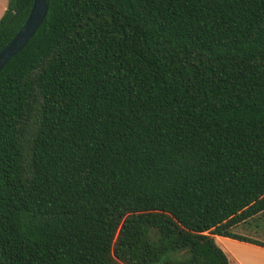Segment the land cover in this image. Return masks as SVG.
Returning a JSON list of instances; mask_svg holds the SVG:
<instances>
[{
	"label": "trees",
	"instance_id": "1",
	"mask_svg": "<svg viewBox=\"0 0 264 264\" xmlns=\"http://www.w3.org/2000/svg\"><path fill=\"white\" fill-rule=\"evenodd\" d=\"M261 213L264 0H49L0 70V264H229Z\"/></svg>",
	"mask_w": 264,
	"mask_h": 264
},
{
	"label": "water",
	"instance_id": "2",
	"mask_svg": "<svg viewBox=\"0 0 264 264\" xmlns=\"http://www.w3.org/2000/svg\"><path fill=\"white\" fill-rule=\"evenodd\" d=\"M49 0H33L27 18L14 36L0 50V70L6 62L19 52L43 21Z\"/></svg>",
	"mask_w": 264,
	"mask_h": 264
},
{
	"label": "crops",
	"instance_id": "3",
	"mask_svg": "<svg viewBox=\"0 0 264 264\" xmlns=\"http://www.w3.org/2000/svg\"><path fill=\"white\" fill-rule=\"evenodd\" d=\"M5 9L6 7H4L3 12L5 11ZM237 234L264 243V241L255 237L246 236L240 233ZM214 239L216 242H219V245L223 248L224 253L228 258L229 264H264V246L220 235H215Z\"/></svg>",
	"mask_w": 264,
	"mask_h": 264
},
{
	"label": "rangeland",
	"instance_id": "4",
	"mask_svg": "<svg viewBox=\"0 0 264 264\" xmlns=\"http://www.w3.org/2000/svg\"><path fill=\"white\" fill-rule=\"evenodd\" d=\"M7 1L8 0H0V17L3 13L4 7H6ZM234 231L264 241V213L252 217L247 222L238 224L237 227L234 228ZM216 243L223 250L219 245V242Z\"/></svg>",
	"mask_w": 264,
	"mask_h": 264
}]
</instances>
